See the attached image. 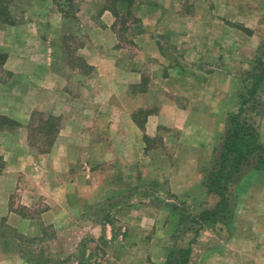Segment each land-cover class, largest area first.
Listing matches in <instances>:
<instances>
[{"label":"rangeland","instance_id":"rangeland-1","mask_svg":"<svg viewBox=\"0 0 264 264\" xmlns=\"http://www.w3.org/2000/svg\"><path fill=\"white\" fill-rule=\"evenodd\" d=\"M132 1L120 0L118 6L111 7L109 0H0V8H3L0 11L2 18L0 19V31L4 30L5 33H9L6 34L9 41L10 35L12 34V38H15L17 33L16 31H5L6 25L17 24L18 30L23 35L25 31L28 32L26 30L28 26L24 23L31 19L30 16L40 11L43 18L40 20V15L36 17L37 23H41L44 32L48 33V39L54 40L52 34L60 28L61 40L58 46L62 48L67 64L63 68L66 75H72L76 67L82 72L91 71L90 66L86 65L85 52L80 50L87 42L93 44L95 54L101 55L99 50L101 42L98 41V36L93 40L94 36L92 37L91 32L93 28L105 29L118 35L120 43L104 51L107 57L111 56L112 63L136 62L140 55L136 38L144 34L146 40L141 41L145 44L142 48L154 45L155 51L157 50V52L150 50V56L138 63L143 67L145 75L149 74L147 73L149 60L154 59L157 66L170 64L175 69L179 67L186 75L184 85L192 95H197L202 89L209 92L216 89L218 93V87L214 88L213 78L209 84L198 85L193 81L204 79L206 74L218 78L219 64L225 76L231 74L236 80V90L232 97L233 105L228 110L219 131L220 134H218V119L212 118V124H210L208 119L197 114L198 118L203 119H199L196 127H192L189 124L192 119L188 108L190 100L183 95H170L171 101L177 102L179 109L176 113L168 114L162 119L159 116V124L162 123L159 125L160 129L155 141L147 135L149 139L146 141L144 138L148 144L153 141L150 146H156L158 163L154 160L150 161L144 153L139 154L133 162L128 148L127 163L123 165L122 171L117 166L118 164L113 162H108L105 166L97 162L92 165L93 167L89 166L85 169L86 180L96 186L99 185L96 190L103 199L100 198L91 203L78 218L68 213L69 215L62 219V221L70 222L68 226H44L39 236H26L10 227L0 228V234L6 238L4 241L0 240V248L6 249L7 245L10 250L14 248L16 256L26 259L28 263L166 264L168 257H162L166 255L162 245L164 238L169 237L166 250L174 244L201 238L195 243L196 249L200 250L204 248L209 238L215 237L208 234V231L213 234L218 230L222 232V236L229 232L230 225L222 221L223 213H218V219L221 221L201 230L202 221H200L199 213L206 208L214 209L219 200L218 195L205 187V179L216 164L215 148L220 145L228 125L229 114L237 110L247 86L252 84L260 61L264 59V0ZM8 13L11 17H8ZM106 13L107 16L104 19L103 15ZM3 20H8V22ZM38 24L37 27H39ZM230 25L233 29H239L238 34H234L233 31L230 35V31L225 29ZM185 28L190 30L182 32ZM250 36L252 44L247 52L244 49L246 44L242 41ZM1 48L5 53L6 47L1 46ZM161 58L165 61H160ZM218 58H221V61ZM0 69V77H10L9 72H2V68ZM212 72L217 73L210 75ZM19 77L21 75L13 73L9 79L20 83ZM188 77L194 79L193 83L189 82ZM78 82L75 79L68 81L64 86V90H67V100L64 98V106L68 113L69 110L74 112L80 110L84 102L80 96L81 89ZM142 83L138 84L140 86L133 85L129 90L134 93H144L148 89V79ZM216 84L218 85V82ZM221 85L226 91L232 90L233 85L227 82ZM157 91L163 94L159 88ZM201 101L203 100L200 98H194L191 103L196 104L194 106L196 109L199 108L200 103V112L203 114L206 113L203 112L206 106ZM142 102L151 103L150 109L156 111L159 108L156 102L160 105L161 100L146 99ZM137 104L136 101H128L127 109L133 113L137 124L140 128L144 127L143 131H145V117L150 109L135 110ZM261 108L264 109V99ZM261 108L258 109L261 110ZM38 112L34 111L30 144L35 150H43L47 147L48 140L54 141L58 136L60 126L66 125L67 116L65 114L60 117L50 115L46 119L49 120L48 124L43 126L41 122L47 121H42ZM262 115L254 117L259 127L263 124V136ZM98 121L100 118L95 120L93 130H89V139L95 142L102 140V133H98V130L103 124L101 122L96 124ZM206 124H210L211 129H204L203 126ZM34 126H39L48 132L34 131ZM134 137V133L128 132L129 139H135ZM41 141H44L42 146L39 144ZM187 141H190L188 147L185 146ZM110 145L117 151L115 140L112 139ZM210 145L212 148L208 147ZM186 149V155L191 161L184 158L185 164L181 161L179 166L185 167L190 173H194L196 168L205 167L202 184L204 193L200 191V194L180 196L169 189L166 170L170 168V164L173 165L176 155H180ZM198 157L209 160L199 162ZM112 158H114L113 155ZM162 158H166V164L161 163ZM4 166V161L0 156V171ZM155 166L160 173H156ZM89 168L91 171L87 175ZM103 177L104 182H102ZM45 178L48 179V177ZM192 186H196V183H192ZM102 190L105 192L102 193ZM11 201L14 204L18 203L17 196L13 195ZM232 203L230 206L233 209L235 202L232 200ZM37 207L39 208L27 210L24 205L18 204V210L26 215H32L33 212L42 209L44 207L42 200ZM197 216L199 219L196 218ZM32 217L38 221L37 215ZM199 229L201 231L197 234L196 230ZM64 232H76L74 233L76 241L71 240L72 236L59 238ZM154 252L160 255L159 259Z\"/></svg>","mask_w":264,"mask_h":264},{"label":"crops","instance_id":"crops-1","mask_svg":"<svg viewBox=\"0 0 264 264\" xmlns=\"http://www.w3.org/2000/svg\"><path fill=\"white\" fill-rule=\"evenodd\" d=\"M39 15V19L42 20V13L39 11L24 23L28 26L26 29L28 32L25 31L23 35L18 30L17 24L6 25L5 31L17 33L15 38H12L11 34L9 41L7 40L9 33L0 31V45L6 47L8 54L2 72H9L10 75V77H0V116L8 117L13 121L12 125L0 126V156L5 164L0 171V228L10 227L26 236H39L42 228L48 225L68 226L70 222L62 221L64 217L71 214L72 217L78 218L91 203L97 199H103L96 190L99 185L88 182L84 176L85 169L89 166L97 162L102 163V166L113 162L118 164L122 171L123 165L127 163L128 148L133 162L139 154L144 153L150 161L154 160L158 163L157 148L150 146L155 141L160 129L159 125L162 123L159 124L158 118L159 116L161 119L167 117L168 114L176 113L179 109L177 102L171 101L170 95L179 94L190 100L188 108L192 119L189 124L192 127H196L199 119H203L198 118L197 114L208 119L210 124H212V118H216L218 134H220L223 121L233 105L232 97L236 90V80L231 74L225 76L219 64L218 78L206 74L204 79L198 81L188 77L190 83L194 82L198 85L209 84L213 78L214 88L218 87V93L216 89L211 92L202 89L197 95H192L184 85L186 75L179 67L175 69L170 64L157 66L154 59L149 60L147 77L143 67L138 63L150 56V50L154 52L157 50L155 51L154 45L142 48L145 44L141 41L146 40L144 34L136 38L140 52L136 62L112 63L111 56L107 57L104 51L116 47L120 40L116 33L100 28H93L91 32L92 37L94 36L93 40L98 36V41L101 42L99 47L101 55L95 54L93 44L88 42L80 49L85 52L83 53L86 65L90 66L91 71L82 72L76 67L72 75H66L63 68L67 64L62 48L58 46L61 40L60 28L55 34L50 33L54 35V40L48 39V33L44 32L41 23H37L36 17ZM106 16L107 13L103 15V18L105 19ZM20 24L23 25V23ZM225 29L230 31V35L233 31L234 34H238L239 31V29H233L232 25L226 26ZM189 30L185 28L182 32ZM242 43L246 44L244 49L248 52L252 44L251 36L244 39ZM218 59L221 61V58ZM159 60L165 61L163 58ZM13 73L21 75L20 83L9 79ZM214 73L217 72H212L210 75ZM75 79L79 81L80 96L84 102L80 110L75 112L69 110L68 113L64 106V98L67 100V90H64V86L68 81ZM146 79H148V89L146 88L144 93H134L129 90L133 85L140 86L138 84H143L142 82ZM224 82L233 85L234 89L232 86V90H224L221 85ZM158 88L163 94L157 91ZM52 98L54 99L51 100ZM194 98L203 100L201 102L206 106L203 112L206 113L201 114L200 103L199 108L194 107L196 104L191 103ZM146 99H160V105L156 102L159 108L152 111L151 103L142 102ZM128 101L138 102L135 110L150 109L145 117V131H143L144 127H139L133 113L128 111ZM34 111H39L42 121H47L50 115L60 117L65 114L67 116L66 125L60 126L58 136L48 151L35 150L31 147L30 133ZM98 118L100 121L96 124L99 122L103 124L98 130V133H102V140L95 142L89 139V130H93L95 120ZM262 121L264 123V113ZM210 124L201 126L209 130ZM262 125L258 128L260 138L264 142ZM128 132L134 133L135 139H129ZM146 135L150 139L154 138L149 144L144 140ZM112 139L115 140L117 151L110 147ZM43 143L44 141H41L39 144L42 146ZM188 143L190 141H187L185 146L188 147ZM208 147L212 148L211 145ZM186 151L187 149L180 155H176L173 165L170 164V168L166 170L169 189L180 196L200 194V191H203L205 167L201 166L194 169V173H190L185 167L179 166L181 161L185 164L184 158L191 161ZM205 160L209 159L198 157L199 162ZM160 161L166 164V158ZM154 169L157 170L156 173H160L157 166ZM90 171L91 168L88 169L87 175ZM45 177L48 179L46 180ZM106 177L110 176L106 175ZM103 179L104 177L102 182H104ZM191 181L196 183V186L193 187ZM234 187L236 198L233 217L228 223L230 225L228 234L222 236V232L218 230L213 234L208 231V234L215 237L209 238L204 248L200 250L195 246L190 264H264V170L246 171ZM104 192L102 190V193ZM13 195L17 196L18 203H12ZM41 200L44 207L33 212L32 215H26L18 210L19 203L27 210L37 209L39 208L37 204L39 205ZM35 215L38 221L33 219L32 216ZM74 233L76 232H64L59 238L72 236L71 240L74 239L75 242ZM4 239L6 238L0 234V240L4 241ZM200 239L198 238V241ZM168 242L169 237L162 240L164 252L166 251V255L162 257L169 256L172 246L166 250ZM154 254L158 259L160 258L159 254L155 252ZM25 260L16 256L15 249L10 250L8 245L6 249L0 248V264H32Z\"/></svg>","mask_w":264,"mask_h":264},{"label":"trees","instance_id":"trees-1","mask_svg":"<svg viewBox=\"0 0 264 264\" xmlns=\"http://www.w3.org/2000/svg\"><path fill=\"white\" fill-rule=\"evenodd\" d=\"M119 1L109 0V3L111 7L118 6ZM2 9L0 8V11ZM113 11L115 12V9ZM8 17H11L9 13ZM0 19H2L1 13ZM3 21L8 22V20ZM7 57L8 54L4 53L0 46V68L3 67ZM251 83L247 86L245 95L241 97L242 99L239 102L237 110L229 114L228 125L222 136L220 145L215 148L216 164H214V168L206 176L205 187L210 192L218 195L219 200L214 209L210 210L206 208L199 213L200 221H202L201 230L205 227L213 226L217 221H221L218 219V213H223V223H230L234 213V206L232 209L230 205L233 204L232 200L235 202L236 198L234 193L235 184H238L246 171L264 170V142L260 138L259 128L254 117H260L264 113V109L261 108L264 99V59L260 61ZM258 108H261V110ZM48 121L44 122L43 126H46ZM12 124L13 121L11 119L0 116V126ZM33 130H37L40 133L43 131V133L48 132L39 126H34ZM56 132H58L57 129ZM145 139L147 141L149 138L145 136ZM53 142L52 139L48 140L47 147L41 151H48ZM228 216L230 217L228 218ZM196 218L199 219L198 216ZM201 230H196L197 234ZM197 240L198 238L196 240L194 238L176 245L174 244L169 252L166 264H190Z\"/></svg>","mask_w":264,"mask_h":264}]
</instances>
